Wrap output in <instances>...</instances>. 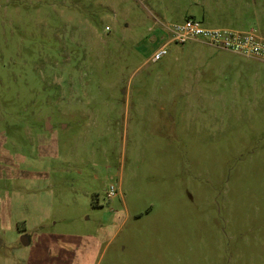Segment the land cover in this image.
<instances>
[{
    "label": "rangeland",
    "instance_id": "obj_1",
    "mask_svg": "<svg viewBox=\"0 0 264 264\" xmlns=\"http://www.w3.org/2000/svg\"><path fill=\"white\" fill-rule=\"evenodd\" d=\"M187 20L264 0H0V264H264V59Z\"/></svg>",
    "mask_w": 264,
    "mask_h": 264
},
{
    "label": "built area",
    "instance_id": "obj_2",
    "mask_svg": "<svg viewBox=\"0 0 264 264\" xmlns=\"http://www.w3.org/2000/svg\"><path fill=\"white\" fill-rule=\"evenodd\" d=\"M172 39L155 51L152 60L157 62L167 54V46L171 42L184 43L190 39L201 37L209 45L232 50L246 56L264 59V38L255 30L239 31L231 29H207L195 20H187L175 24L170 30ZM110 196L115 195L112 187Z\"/></svg>",
    "mask_w": 264,
    "mask_h": 264
},
{
    "label": "water",
    "instance_id": "obj_3",
    "mask_svg": "<svg viewBox=\"0 0 264 264\" xmlns=\"http://www.w3.org/2000/svg\"><path fill=\"white\" fill-rule=\"evenodd\" d=\"M22 243H23V245H27L28 244V240L26 238H23L22 239Z\"/></svg>",
    "mask_w": 264,
    "mask_h": 264
},
{
    "label": "crops",
    "instance_id": "obj_4",
    "mask_svg": "<svg viewBox=\"0 0 264 264\" xmlns=\"http://www.w3.org/2000/svg\"><path fill=\"white\" fill-rule=\"evenodd\" d=\"M259 27V30H261V27L260 26H258ZM252 30V29H251ZM262 32H263V30H262ZM264 33V32H263ZM259 34V33H258ZM260 35V34H259ZM260 36H262V35H260ZM263 37V36H262ZM257 60V59H256Z\"/></svg>",
    "mask_w": 264,
    "mask_h": 264
}]
</instances>
